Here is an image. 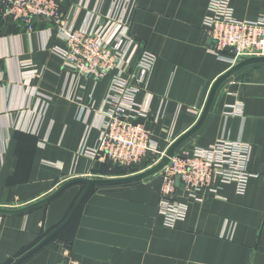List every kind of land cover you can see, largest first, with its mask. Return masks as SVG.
<instances>
[{
    "label": "crops",
    "instance_id": "0c3cea01",
    "mask_svg": "<svg viewBox=\"0 0 264 264\" xmlns=\"http://www.w3.org/2000/svg\"><path fill=\"white\" fill-rule=\"evenodd\" d=\"M65 27L89 30L107 18L129 24L130 34L156 57L137 103L158 153L199 121L214 83L232 67L228 53L211 50L205 26L210 0H63ZM235 17L257 21L264 0H232ZM0 11V209L34 205L78 178L121 177L97 148L112 75L75 76L55 53L63 33L39 19L26 25ZM233 107L242 112L233 114ZM225 140L251 146L253 177L240 194L220 184V197L179 201L188 214L174 228L159 213L161 174L143 182L95 188L70 223L21 264H264V64L248 66L219 88L202 129L178 153ZM124 177V176H123ZM85 189L67 188L21 215L0 214V264L38 245L65 220Z\"/></svg>",
    "mask_w": 264,
    "mask_h": 264
},
{
    "label": "built area",
    "instance_id": "2783aa9c",
    "mask_svg": "<svg viewBox=\"0 0 264 264\" xmlns=\"http://www.w3.org/2000/svg\"><path fill=\"white\" fill-rule=\"evenodd\" d=\"M231 2L210 0L205 20L210 50L219 57L228 53L234 65L242 58L264 57V12L257 21H240ZM63 5V0H0V11L4 18L26 25L29 31L39 19L61 30L66 47L56 48L55 53L75 76L99 81L112 75L98 146L85 154L92 159L103 154L112 164L127 169L138 166L158 153L142 122L149 118L148 111L136 100L157 59L135 41L129 24L110 17L93 30L65 27ZM233 108V114L242 112L240 107ZM251 153L250 145L225 140L208 149L177 152L161 172L163 188L158 208L164 225L174 228L187 217L188 204L179 201L180 191L189 201L201 202L208 196L220 197L218 182L236 184L238 192L244 194L253 177L248 169ZM178 176L183 189L176 185Z\"/></svg>",
    "mask_w": 264,
    "mask_h": 264
},
{
    "label": "water",
    "instance_id": "95a60500",
    "mask_svg": "<svg viewBox=\"0 0 264 264\" xmlns=\"http://www.w3.org/2000/svg\"><path fill=\"white\" fill-rule=\"evenodd\" d=\"M256 64H264V57H252V58H242L239 60L237 64L234 65L227 73H225L223 76H221L212 86V89L210 91L206 106L202 112V115L198 121V123L190 129L188 132H186L183 136H181L179 139H177L166 151L165 155L161 158V160L155 164L154 166L131 175H127L124 177L119 178H111V179H89V178H78L69 181L68 183L64 184L62 187H60L56 192H54L52 195L47 197L46 199L31 205L29 207H26L24 209L16 210V211H10V210H3L0 209V214L4 215H21L28 213L40 206H43L52 200L56 199L59 195H61L67 188H69L72 185L75 184H83L85 185V189L83 190L82 194L70 210L69 214L65 218V220L59 225L56 229H54L49 235H47L38 245H36L33 249L26 252L24 255L19 257L14 261L13 264H21L26 259L31 257L33 254L38 252L41 248H43L47 243H49L55 236H57L72 220L76 212L78 211L81 204L84 202L86 197L89 195L91 190L93 188L97 187H103V186H123V185H132L136 183L143 182L153 176H156L160 174L171 162V160L175 157L178 150L193 136H195L204 126L209 113L212 109L214 100L216 98L217 92L221 85L226 82L228 79H230L232 76H234L236 73L241 71L242 69ZM176 185L180 189H183L181 186V178L178 176L176 177Z\"/></svg>",
    "mask_w": 264,
    "mask_h": 264
},
{
    "label": "rangeland",
    "instance_id": "374dc122",
    "mask_svg": "<svg viewBox=\"0 0 264 264\" xmlns=\"http://www.w3.org/2000/svg\"><path fill=\"white\" fill-rule=\"evenodd\" d=\"M162 157L160 156V155H158L157 157H153V158H148L147 160H145V162H147L145 165H147V166H145L144 165V163L142 162L139 166H138V169L137 170H135V172L134 173H132V174H135V173H138V172H142V171H144V170H146V169H148V168H150V167H152V166H154L155 164H157V162L161 159ZM117 166V165H116ZM145 166V167H144ZM128 173V172H127ZM118 174H120V176L121 177H123V176H127L128 174H126V173H118ZM124 174V175H123ZM161 174V173H160ZM162 175V174H161Z\"/></svg>",
    "mask_w": 264,
    "mask_h": 264
},
{
    "label": "trees",
    "instance_id": "16d2710c",
    "mask_svg": "<svg viewBox=\"0 0 264 264\" xmlns=\"http://www.w3.org/2000/svg\"><path fill=\"white\" fill-rule=\"evenodd\" d=\"M144 162H145V161H144ZM144 162H143V163H144ZM109 163L112 164L110 161H109ZM146 163H147V162H145L144 165H145ZM113 165H114V164H113ZM114 166L116 167V170H118V173H121V174H122V173H126V174H128V175H131L132 173L135 172V170L138 169V166H139V165H138V166H133L131 169H127V168H125V167H121V166H118V165H117V166L114 165ZM145 166H147V165H145ZM145 166H144V167H145ZM127 172H128V173H127ZM123 175H124V174H123ZM94 189H95V188H93V189L91 190V192H92ZM91 192H90V193H91ZM90 193H89V194H90Z\"/></svg>",
    "mask_w": 264,
    "mask_h": 264
}]
</instances>
